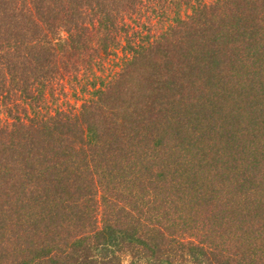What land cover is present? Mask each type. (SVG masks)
Instances as JSON below:
<instances>
[{"label": "trees", "instance_id": "1", "mask_svg": "<svg viewBox=\"0 0 264 264\" xmlns=\"http://www.w3.org/2000/svg\"><path fill=\"white\" fill-rule=\"evenodd\" d=\"M0 264H264V0H0Z\"/></svg>", "mask_w": 264, "mask_h": 264}]
</instances>
